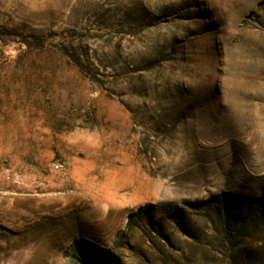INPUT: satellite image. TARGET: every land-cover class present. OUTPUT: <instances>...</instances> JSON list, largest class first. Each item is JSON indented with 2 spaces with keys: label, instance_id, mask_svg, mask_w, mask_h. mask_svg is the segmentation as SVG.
<instances>
[{
  "label": "rangeland",
  "instance_id": "1",
  "mask_svg": "<svg viewBox=\"0 0 264 264\" xmlns=\"http://www.w3.org/2000/svg\"><path fill=\"white\" fill-rule=\"evenodd\" d=\"M0 28L46 37L0 43V264H264V0H0Z\"/></svg>",
  "mask_w": 264,
  "mask_h": 264
},
{
  "label": "trees",
  "instance_id": "2",
  "mask_svg": "<svg viewBox=\"0 0 264 264\" xmlns=\"http://www.w3.org/2000/svg\"><path fill=\"white\" fill-rule=\"evenodd\" d=\"M10 42L13 43H19L22 46H24L23 48L26 49H37V48H42L46 42V37L44 35H23V34H19L15 31L12 30H7V29H3L0 28V43L2 44H8ZM68 54V53H66ZM75 62H77L78 60L72 55H69ZM223 199V198H222ZM226 200H228V198H225ZM224 200V199H223ZM232 201V199H230ZM225 201V200H224ZM260 202V206H264L263 201L264 199H259L258 200ZM220 202V198L219 197H215L212 200H210L209 202H207L209 205L213 204V206L215 205L214 203H219ZM226 202V201H225ZM207 204V205H208ZM229 212H225L223 215L221 213V209L220 207L217 208V211L215 212L216 218L218 220L219 226H220V232L224 238V240L229 244L228 246V251L232 252L233 250V242L234 240H236L238 238V236H241V230H243V226H241L239 229H233L230 225H229V220L230 217L227 216ZM223 217L227 218V222L223 223L221 221V219ZM230 252V257H232V254ZM91 264V263H90Z\"/></svg>",
  "mask_w": 264,
  "mask_h": 264
}]
</instances>
